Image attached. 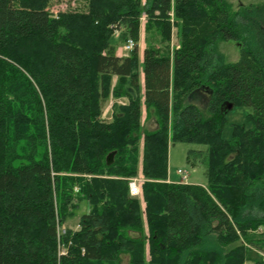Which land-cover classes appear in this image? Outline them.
Listing matches in <instances>:
<instances>
[{
	"label": "trees",
	"instance_id": "1",
	"mask_svg": "<svg viewBox=\"0 0 264 264\" xmlns=\"http://www.w3.org/2000/svg\"><path fill=\"white\" fill-rule=\"evenodd\" d=\"M76 1L54 12L51 0H0V264H264V4ZM229 39L234 62L217 47ZM201 87L208 115L186 104ZM111 97L128 102L108 121ZM228 105L253 112L225 138ZM141 141L144 210L129 190ZM176 142L206 147L188 159L207 164L208 186L167 181ZM77 199L92 209L59 239Z\"/></svg>",
	"mask_w": 264,
	"mask_h": 264
},
{
	"label": "rangeland",
	"instance_id": "2",
	"mask_svg": "<svg viewBox=\"0 0 264 264\" xmlns=\"http://www.w3.org/2000/svg\"><path fill=\"white\" fill-rule=\"evenodd\" d=\"M232 4V8L234 10H238L242 5H248L251 3L254 4H264V0H229ZM77 3L76 0H51V7L54 12H58L60 10H67L69 8L74 7V3ZM175 16L172 15V22H174ZM144 20L145 17L142 19V28H141V38L139 41V47H140V53L143 55L144 49L147 45L146 43V32L143 30L144 27ZM264 23V22H263ZM178 28L173 27L172 28V38L170 41V46L172 49L176 48L179 45V37L177 33ZM119 39V32L116 31L115 33V40ZM155 42V39L153 40ZM157 41V39H156ZM117 43L118 47H120L121 51L124 50L125 43L121 42L120 40ZM158 43V42H157ZM217 47L221 53L226 58L227 62H234L237 61L240 57V44L238 41L229 39V40H219L217 43ZM123 53H128L127 51H124ZM123 55V54H121ZM144 76V75H143ZM141 76L142 80L144 77ZM210 99V90L207 87H201L189 95V97L186 100V104H195L197 105L206 115H208V103ZM125 101L123 98H115L111 97L108 102L104 106L103 115L105 120L110 121L112 119L111 114L113 115V104L114 102L121 103L120 101ZM125 103V102H123ZM230 106V105H228ZM143 115H142V122L144 125L149 129H154L157 127L158 123L156 121V115L154 113H150V115L147 116L146 113V107L143 105L142 107ZM226 110L228 111L226 113V122L223 129V137L230 138L232 135V129L234 123H241L245 126H251V121L248 119V114L253 112L252 106H233V107H226ZM142 141L140 143V156L139 159L141 161L142 156ZM205 149L206 147L201 144L197 143H188V142H176L173 143L170 147L169 151V168L172 172V177L174 179H180L177 182H182V175L179 174L178 169L184 170V172H187L186 174V182L189 183H199L204 184L205 186H208V175H207V164L205 162L200 161L199 159H195V162L193 160L188 159V152L190 149ZM139 176V177H138ZM136 177L140 178V185L142 189V193L140 194L139 199L141 201L142 206L144 207V191H143V183L145 181L144 175H137ZM168 182H171V179H167ZM79 186L74 187V191H78ZM77 202V205L73 207V205L69 206V209L67 211L66 219L63 221L62 225L58 228V236L61 234L64 235L66 233V230L69 229L71 231H76L80 229V219L83 214L86 212H89L92 209V205L90 202L86 199H77L75 200ZM146 207V206H145ZM145 209V208H144ZM143 209V210H144ZM65 228V232L63 233V230ZM144 230L146 235L148 236L149 230L147 227V224L144 225ZM60 239V238H59ZM61 250L59 248V255H65L67 254L68 250L67 247L61 246ZM256 249V248H255ZM257 250V249H256ZM262 253V252H260ZM264 254V252H263ZM150 253H149V242L146 241V258L147 260H150ZM247 264H253V263H247Z\"/></svg>",
	"mask_w": 264,
	"mask_h": 264
},
{
	"label": "built area",
	"instance_id": "3",
	"mask_svg": "<svg viewBox=\"0 0 264 264\" xmlns=\"http://www.w3.org/2000/svg\"><path fill=\"white\" fill-rule=\"evenodd\" d=\"M135 46V42L133 39H128L127 42L125 43L124 46V51L130 52ZM179 174L182 175V180L186 179V174L187 172H184L182 169H178ZM139 177V176H138ZM138 177H131L129 178V190H130V195L134 197L140 196L142 193L141 185H140V178ZM65 232V228L63 230V233ZM61 234L59 235L60 238ZM62 248L60 247V250Z\"/></svg>",
	"mask_w": 264,
	"mask_h": 264
},
{
	"label": "crops",
	"instance_id": "4",
	"mask_svg": "<svg viewBox=\"0 0 264 264\" xmlns=\"http://www.w3.org/2000/svg\"><path fill=\"white\" fill-rule=\"evenodd\" d=\"M141 28H142V24H141ZM143 30H145V20H144V27H143ZM141 34V33H140ZM117 51H118V54H123V55H127V53H123L124 52V50H122L121 51V49H120V47H118V49H117ZM140 57H141V60L143 59V55H141V53H140ZM124 99L125 101H120V102H125V103H127L128 102V98L127 97H121V99ZM120 99V98H119ZM147 113V112H146ZM111 116H112V114H111ZM103 118H104V116H103ZM142 144H143V142H142ZM143 146V145H142ZM139 175H143V173H142V156H141V161H139ZM169 179H171L172 181H179L180 179H174L173 177H172V172L170 171V168H169ZM189 183V182H188ZM204 185V184H203ZM145 206H146V203H144V207L142 206V208L144 209L145 208Z\"/></svg>",
	"mask_w": 264,
	"mask_h": 264
},
{
	"label": "water",
	"instance_id": "5",
	"mask_svg": "<svg viewBox=\"0 0 264 264\" xmlns=\"http://www.w3.org/2000/svg\"><path fill=\"white\" fill-rule=\"evenodd\" d=\"M231 107V106H230ZM115 154L116 152L113 151L111 152L108 156H107V164H112L114 162V159H115Z\"/></svg>",
	"mask_w": 264,
	"mask_h": 264
}]
</instances>
